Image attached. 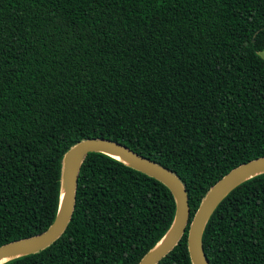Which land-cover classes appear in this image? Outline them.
Returning <instances> with one entry per match:
<instances>
[{
	"label": "trees",
	"instance_id": "obj_1",
	"mask_svg": "<svg viewBox=\"0 0 264 264\" xmlns=\"http://www.w3.org/2000/svg\"><path fill=\"white\" fill-rule=\"evenodd\" d=\"M264 0H0V245L37 233L60 159L107 137L170 169L188 218L234 164L264 154ZM160 180L87 152L57 238L1 264H136L171 221ZM186 225L155 264H191ZM209 264H264V172L206 218Z\"/></svg>",
	"mask_w": 264,
	"mask_h": 264
},
{
	"label": "water",
	"instance_id": "obj_2",
	"mask_svg": "<svg viewBox=\"0 0 264 264\" xmlns=\"http://www.w3.org/2000/svg\"><path fill=\"white\" fill-rule=\"evenodd\" d=\"M257 53L264 58V49L257 50ZM91 151L106 153L153 176L163 182L173 195L174 208L170 223L161 237L139 258L136 264H155L176 244L185 225L186 247L191 264H209L201 245V231L206 218L235 184L246 177L264 172V154L234 164L207 188L188 218L189 207L186 190L170 169L139 154L128 145L107 137L79 139L63 152L60 159L59 201L53 219L46 228L37 233L19 236L14 240L2 243L0 245V264L16 257V255L43 249L57 238L67 222L72 204H74L80 163L86 153Z\"/></svg>",
	"mask_w": 264,
	"mask_h": 264
},
{
	"label": "bare ground",
	"instance_id": "obj_3",
	"mask_svg": "<svg viewBox=\"0 0 264 264\" xmlns=\"http://www.w3.org/2000/svg\"><path fill=\"white\" fill-rule=\"evenodd\" d=\"M6 258V257H5ZM5 258H3V259H5Z\"/></svg>",
	"mask_w": 264,
	"mask_h": 264
}]
</instances>
